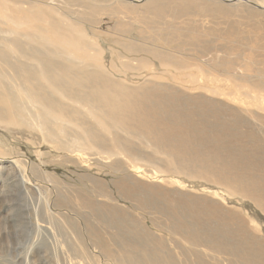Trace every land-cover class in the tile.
Listing matches in <instances>:
<instances>
[{
	"label": "rangeland",
	"instance_id": "1",
	"mask_svg": "<svg viewBox=\"0 0 264 264\" xmlns=\"http://www.w3.org/2000/svg\"><path fill=\"white\" fill-rule=\"evenodd\" d=\"M0 1L8 7L0 12V49L29 53L38 47L22 32L31 22L9 20L16 3L31 5L42 10L43 21H55L88 44L77 66L129 90L167 86L165 93L182 102L193 99L194 109L206 110L207 121L219 114L224 134L232 136L216 146L210 135L201 138L194 132L178 143L180 151H172L176 144H155L147 140L146 129L129 133L110 128L108 121L96 124L86 107L81 125L51 122L48 132L29 115L28 126L0 121V264H114L93 246L86 225L107 241L110 255L138 244L136 252L148 249L163 262L169 257L174 264H194L185 240L169 229L170 214H187L189 220L205 215L213 227L231 231L235 243L250 238L264 255L260 1L218 0V5L234 6L223 10L210 0H189L196 3L183 9L168 3L154 13L145 10L149 0ZM80 127L101 144L77 137ZM53 133L50 142L47 135ZM115 137L122 144H114ZM127 148L148 157L127 158ZM113 211L127 217L120 231L98 215L111 218ZM211 254L208 263L245 264L232 254Z\"/></svg>",
	"mask_w": 264,
	"mask_h": 264
},
{
	"label": "bare ground",
	"instance_id": "2",
	"mask_svg": "<svg viewBox=\"0 0 264 264\" xmlns=\"http://www.w3.org/2000/svg\"><path fill=\"white\" fill-rule=\"evenodd\" d=\"M210 1L223 10L234 7L218 5V0ZM258 1L264 5V0ZM168 3L178 4V7L183 9L196 2L149 0L144 6L145 10L154 13L162 10ZM20 4L16 3L10 9L15 12V16H11L9 20L20 25L31 22L22 32L38 47L29 53H24L20 49H0V121L11 125L28 126L25 120L29 115L32 120L41 123L48 132V124L51 122H76L81 125L79 119L82 120L85 115L82 107H86L92 110L90 115L96 124L103 125L104 121H108L112 126L110 128L115 125L129 133H133L136 128L146 129L147 140L165 146L176 144L172 151H180L178 143L193 138L194 132L201 138L210 135L216 146L226 145L223 140L232 137L224 134L226 127L221 126L222 117L219 114L212 115L211 122L207 121L206 117L209 115L206 110L194 109L193 99L182 102L178 95L165 93L167 86L155 85L154 89L129 90L119 84L111 85L112 82L101 76L100 72H88L86 67L77 66V62L86 57L81 49L88 47L81 35H74L70 29L55 21H43L42 10L35 7L32 9L31 5L22 7ZM242 7L255 13L247 6ZM6 9L8 7L0 1V12L3 14ZM14 31L18 32L17 28ZM13 44L15 47L19 46L16 42ZM158 57L160 58V54ZM59 58L66 63H62ZM103 81H107L108 84ZM179 111H185L186 114L182 113L179 117L175 114ZM187 118L190 120L187 121ZM60 130L65 131L63 127ZM80 130L82 134L77 133V137L82 138L84 135L89 141L101 144V140L94 133L91 136L82 127ZM62 133L63 136L67 134ZM49 135H47L49 141L53 142L56 135L54 133ZM113 142L122 144L120 137H115ZM201 143L199 140V145ZM125 154L130 159L148 157L144 152L133 148H127ZM92 155L95 154L89 156ZM220 158V155L215 156V159ZM19 180L26 186V180L22 178ZM142 200L138 198V201ZM98 215L103 221L108 222L107 226L114 227L117 231H120L121 225H127V217L116 211L107 219L102 214ZM203 216L204 218L193 217L191 220L187 214L176 217L170 214L168 217L170 231L185 240L188 245L187 251L196 261L194 264H212L206 259L212 261L211 252L214 251L232 254L235 259L245 264H264V255L252 247L250 238L235 243V236L231 231H221V225L218 228L213 227L210 219ZM85 228L93 246L104 256L112 257L111 261L114 264H174L169 257L163 262L160 256L145 248L136 252L138 244L130 246L126 252L122 251L121 255H110L107 241L102 235L93 226L86 225ZM131 233L132 230L129 229L128 234Z\"/></svg>",
	"mask_w": 264,
	"mask_h": 264
},
{
	"label": "water",
	"instance_id": "3",
	"mask_svg": "<svg viewBox=\"0 0 264 264\" xmlns=\"http://www.w3.org/2000/svg\"><path fill=\"white\" fill-rule=\"evenodd\" d=\"M226 1V0H225ZM254 5V4H253Z\"/></svg>",
	"mask_w": 264,
	"mask_h": 264
}]
</instances>
